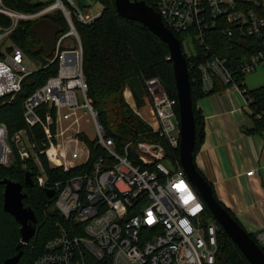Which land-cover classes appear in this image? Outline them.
I'll return each instance as SVG.
<instances>
[{
	"label": "built area",
	"instance_id": "built-area-1",
	"mask_svg": "<svg viewBox=\"0 0 264 264\" xmlns=\"http://www.w3.org/2000/svg\"><path fill=\"white\" fill-rule=\"evenodd\" d=\"M156 1L163 24L176 35L182 33L183 52L200 70L204 93H212L216 78L244 95L227 54L215 48L225 49L221 36L264 39V0ZM53 13H61L69 23L49 64L58 61V71L24 101L27 127L12 136L7 124L0 123L4 134L0 151L6 152H0V165L10 167L17 148L25 168L35 169L38 185L56 191L55 209L65 220L56 224L59 233L47 240L37 264H91V257L105 264H214L221 227L216 219L208 224L204 199L180 162L167 152L169 146L179 149L182 144L179 99L171 98L158 78L147 80L146 115L127 86L128 108L149 130L136 128L133 137L118 143L104 129L88 96L84 46L76 24L94 25L103 11L78 6L75 0H56L27 14L0 0V100L11 103L23 92L26 76L43 67H31L13 33L23 21L37 22ZM68 38L74 40L64 45ZM263 64L264 46L245 57L238 68L247 75ZM251 102L248 99L249 107ZM87 125L94 127L96 136L90 137ZM38 127L44 136L32 140ZM43 155L50 168L60 167L70 176L50 183ZM254 236L264 247V230Z\"/></svg>",
	"mask_w": 264,
	"mask_h": 264
},
{
	"label": "trees",
	"instance_id": "trees-1",
	"mask_svg": "<svg viewBox=\"0 0 264 264\" xmlns=\"http://www.w3.org/2000/svg\"><path fill=\"white\" fill-rule=\"evenodd\" d=\"M139 1H144L153 6L154 10L158 12L156 0ZM100 2L104 7L102 18L96 21L94 25L87 27L76 24V29L81 35L82 46H84L83 67L90 88L88 96L94 103L108 135L120 143L127 137H133L136 128L149 130L141 119L134 118L131 114L124 96L127 86L132 90L138 108L146 115H149L148 106L150 102L146 86L147 80L154 77L158 78L171 98L175 99H179L177 97L178 86L169 44L162 41L140 22L129 21L120 16L116 11L114 0H100ZM5 5L22 13L27 12V14H35L50 6L42 4L39 0H5ZM44 20H47V23L54 28L52 32H46L47 28L49 29L48 26L36 27L37 22L23 21L13 33L14 43L43 67L26 76L23 92L15 97L11 103H4V100H0V123L7 124L8 132L12 136L16 130L18 131L28 125L24 119V101L27 96L34 94L58 71V61L53 62L50 66L49 64L56 53V41L69 31V23L61 13L52 14ZM176 36L182 40V33ZM219 40L225 45V49L216 47L215 50L217 52L223 50L227 54L226 56L230 60L229 67L234 71L236 82L240 83L241 88L245 91L244 95L252 101L250 108L254 110L253 118L256 124L253 131L261 134L264 132V86L248 89L245 81L246 75L238 67L245 57L262 50L264 39L249 37L231 40L221 36ZM187 58L191 72V98L194 102L193 110L197 129V143L193 152L196 158L198 149L203 144L205 132L204 114L199 109L198 104L199 100L207 94L204 93L203 84L198 79L201 76L200 70L197 66L193 68L191 66L192 59ZM215 81L216 87L212 90L213 93H222L225 89L231 88L219 79L215 78ZM34 133H37V137L34 136ZM34 133L32 140L35 138L39 140L44 136L39 127L34 129ZM167 152L175 161H180L179 149H173L169 146ZM42 160H44L45 168L50 175V183L70 176V173L63 172L60 167L50 168L49 160L45 155H43ZM32 164L30 163V165ZM198 170L200 169L198 168ZM30 171V168H25V163L20 161L18 150L15 148L12 165L10 167L4 164L0 165V180L8 178L24 184L26 181L25 174ZM31 172L34 175V184L30 187L25 186L27 195L24 203L28 207H32L36 217H38L37 234L28 244H25L19 264H37L38 258L45 251L47 240L54 238L59 233L56 224L65 221L61 213L55 209V199L48 197L47 189L38 185L35 169ZM200 172L202 173L201 170ZM4 191V186L0 185V264H4L6 259L13 258L19 253V243L22 237L20 222L4 210ZM213 192L215 195L214 189ZM206 210L205 218L211 217L212 220H215L212 212ZM228 210L231 212L230 209ZM219 225L221 227L219 253L214 264H251L246 258L247 256L234 244L233 239L225 234L222 225L220 223ZM250 236L256 240V236L252 234ZM261 249L264 250V247L261 246ZM90 260L91 264H105L93 259V257Z\"/></svg>",
	"mask_w": 264,
	"mask_h": 264
},
{
	"label": "crops",
	"instance_id": "crops-1",
	"mask_svg": "<svg viewBox=\"0 0 264 264\" xmlns=\"http://www.w3.org/2000/svg\"><path fill=\"white\" fill-rule=\"evenodd\" d=\"M250 80L248 89L263 86L260 75ZM247 102L248 98L234 88L199 100L205 132L194 162L220 203L255 235L264 230V132L253 131L254 110ZM253 170L254 175L247 176Z\"/></svg>",
	"mask_w": 264,
	"mask_h": 264
},
{
	"label": "water",
	"instance_id": "water-1",
	"mask_svg": "<svg viewBox=\"0 0 264 264\" xmlns=\"http://www.w3.org/2000/svg\"><path fill=\"white\" fill-rule=\"evenodd\" d=\"M114 3L120 16L125 17L129 21L140 22L141 25L151 30L162 41L169 44L178 86L177 97L180 103V125L182 126V144L179 148L181 154L180 165L185 169L189 182L195 187L199 196L204 199L206 208L212 212L214 219L224 228L225 234L233 239L234 244L247 256L246 258L251 264H264V250L250 236L246 228L232 216V213L219 203L216 195H214L213 186L202 176V173L195 165L193 152L197 143V129L193 110L194 102L193 98H191V72L188 68V59L183 52L181 40L163 24L161 15L154 10V7L146 2L139 0H114ZM25 175L26 181L24 184L8 178L0 180V185H3L5 190L3 195L4 210L20 222V232H22L19 253L13 258L6 259L4 264H19L25 244H28L33 236L37 234L38 217H36L32 207L30 208L24 203L27 195L25 186L30 187L34 184V175H32L31 171L26 172ZM47 192L50 198H53L56 194L55 190L49 188Z\"/></svg>",
	"mask_w": 264,
	"mask_h": 264
},
{
	"label": "rangeland",
	"instance_id": "rangeland-1",
	"mask_svg": "<svg viewBox=\"0 0 264 264\" xmlns=\"http://www.w3.org/2000/svg\"><path fill=\"white\" fill-rule=\"evenodd\" d=\"M42 3L44 4H47V5H51V3H54L56 2V0H40ZM76 1V4H78V6H82L86 9H89V10H92V11H97V12H102L104 11V7L102 5V3L100 2V0H75ZM55 14V13H53ZM37 26H48L49 29L47 28V31L46 32H52V30H54V28L49 25L47 23V20H44V19H38L37 20V23H36V27ZM74 39L73 38H68L64 41V45H67L68 43H71ZM193 48L194 47H191L190 48V52L192 53L193 51ZM29 62L31 63V67H34L33 65L34 64H40L38 62H35L34 60H32L30 57H29ZM259 68L256 70V71H252L250 74H247L246 75V78H245V81L246 83L251 86L252 85V82L250 80L251 76H254V75H260L261 79L264 80V64L263 65H260L258 66ZM255 81V83L257 82V80L253 79ZM263 86H264V83H263ZM79 100L80 101H83V98H82V93L79 92ZM88 126V125H87ZM87 130H88V133L90 135V137H94L96 136V131L94 130V127L91 125V126H88L87 127ZM164 164L167 166V167H171L172 165L169 164L168 162H164ZM208 221V224H211L213 222L212 218L211 217H208L207 219Z\"/></svg>",
	"mask_w": 264,
	"mask_h": 264
},
{
	"label": "bare ground",
	"instance_id": "bare-ground-1",
	"mask_svg": "<svg viewBox=\"0 0 264 264\" xmlns=\"http://www.w3.org/2000/svg\"><path fill=\"white\" fill-rule=\"evenodd\" d=\"M2 139H4V134H3V131H2V129L0 128V147H1V145H2ZM0 152H2V153H6L5 151H3V150H1Z\"/></svg>",
	"mask_w": 264,
	"mask_h": 264
}]
</instances>
